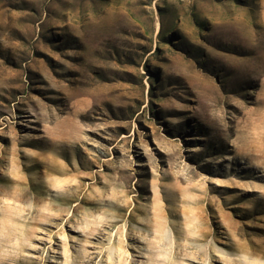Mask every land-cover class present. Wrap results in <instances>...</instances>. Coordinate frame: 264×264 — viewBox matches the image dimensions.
<instances>
[{
	"label": "rangeland",
	"instance_id": "obj_1",
	"mask_svg": "<svg viewBox=\"0 0 264 264\" xmlns=\"http://www.w3.org/2000/svg\"><path fill=\"white\" fill-rule=\"evenodd\" d=\"M0 264H264V0H0Z\"/></svg>",
	"mask_w": 264,
	"mask_h": 264
}]
</instances>
